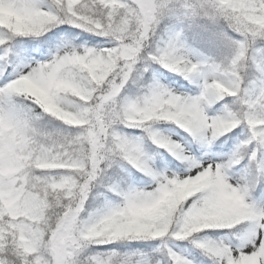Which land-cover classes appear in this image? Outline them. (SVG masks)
Instances as JSON below:
<instances>
[{"label":"snow or ice","instance_id":"snow-or-ice-1","mask_svg":"<svg viewBox=\"0 0 264 264\" xmlns=\"http://www.w3.org/2000/svg\"><path fill=\"white\" fill-rule=\"evenodd\" d=\"M184 241L264 264V0H0V264H197Z\"/></svg>","mask_w":264,"mask_h":264},{"label":"rangeland","instance_id":"rangeland-1","mask_svg":"<svg viewBox=\"0 0 264 264\" xmlns=\"http://www.w3.org/2000/svg\"><path fill=\"white\" fill-rule=\"evenodd\" d=\"M169 76H171V74H169ZM157 78L160 79L161 83L165 84L167 87H170L179 93H188V94L194 95V94H197V92H198V89L196 88L195 85H193L194 88L191 87L190 85H187L186 88H177L176 85L174 83H172L169 79H167L165 77H161V76H158ZM176 79H178V78L176 77ZM195 88H196V90H195ZM132 89H133V94L131 96H128V98H135L137 95H139V87L138 86H132ZM216 107H217V109H219L220 105H217ZM155 127L164 136H171V138L173 140L181 139V138L187 136V135L183 134L182 132H180L179 130H177L176 128H173L170 126L164 127L161 125H156ZM124 131L132 139L144 138L142 141L143 146L149 152L150 155L156 156L157 153H160L161 155L168 157V153L166 152V150L159 149V148H157L156 145L152 144V142L146 138V134L144 132L137 130V129H127V128H125ZM188 139L190 140L189 137H188ZM231 145L234 147L235 141H232ZM187 147L189 148V150H192L193 148H197L194 144H189V145H187ZM229 151H230V149H229ZM159 159H160V157L157 156V158H156L157 168L159 170L163 171L165 169L160 167ZM177 163L179 164L180 162L177 161ZM181 168H183V165L181 166ZM167 170L176 171V172L181 171L180 169L171 168V166H169ZM132 172H133L134 176L140 175L137 172H135L134 169L132 170ZM134 183L136 184L137 187H145L144 184H142L138 181H134ZM201 236L208 239V240L215 241V242H219L222 239V235L213 234L211 232L201 233ZM171 246L173 247V250L176 251L178 254L183 255L190 260L197 261V264H199L200 260L206 259V257H204L198 249L194 248L187 241L176 242L175 245H171ZM209 264H211V262Z\"/></svg>","mask_w":264,"mask_h":264},{"label":"trees","instance_id":"trees-1","mask_svg":"<svg viewBox=\"0 0 264 264\" xmlns=\"http://www.w3.org/2000/svg\"><path fill=\"white\" fill-rule=\"evenodd\" d=\"M88 34H85V36H87ZM94 39H96V40H100L101 38H99V37H95ZM179 78V77H178ZM180 79V78H179ZM184 84L185 85H189L190 83L189 82H187V81H184ZM191 85V84H190ZM133 94V89H132V85H130L129 86V89L128 90H126V92H125V95L128 97V96H131ZM157 125H161V126H164V127H168V126H170V127H173V128H176L177 130H179L180 132H182L176 125H174V124H171V123H159V124H157ZM183 134H185V135H187L186 133H184V132H182ZM190 138V137H189ZM191 139V138H190ZM218 144L220 143V142H217ZM232 143V141L230 142V144ZM197 148L199 147L198 145H195ZM225 147H227V146H225ZM229 150V149H228ZM201 154H202V151H201ZM139 174V173H138ZM212 233V232H211ZM214 234V233H213ZM216 239V238H215ZM138 243H154V244H156L157 246L159 245V241H149V242H138ZM114 247H116V245H108V246H103V247H101V248H99L98 249V251H108L109 249H111V248H114ZM209 263H210V261H209Z\"/></svg>","mask_w":264,"mask_h":264}]
</instances>
